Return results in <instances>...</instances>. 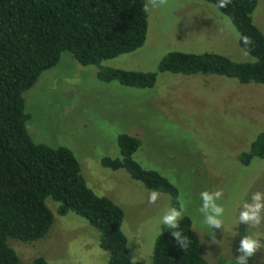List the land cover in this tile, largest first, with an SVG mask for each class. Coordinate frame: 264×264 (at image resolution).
Segmentation results:
<instances>
[{
    "label": "rangeland",
    "instance_id": "obj_1",
    "mask_svg": "<svg viewBox=\"0 0 264 264\" xmlns=\"http://www.w3.org/2000/svg\"><path fill=\"white\" fill-rule=\"evenodd\" d=\"M146 13L143 45L103 60L100 67L156 72L152 88L100 81L98 66L81 65L64 51L58 63L23 93L29 114L26 131L36 143L73 152L87 186L122 208L130 255L136 252L141 262L150 264L155 238L169 229L161 217L173 207L172 198L160 193L154 204L149 203L151 191L142 183L123 169L100 164L104 156L119 155L118 134L138 138L134 159L178 188L177 209L183 208V216L191 219L207 263L236 261L244 236L264 243V220L255 227L238 221L243 203L251 202L255 192L264 193V158L253 157L248 164L239 159L264 131V83L243 84L202 72H158L159 61L170 51L213 52L235 61L252 58L238 45L230 19L212 3L168 0L163 7L149 6ZM252 19L264 34V0H258ZM203 191L223 192L217 200L224 208L222 228L203 223L198 211ZM45 202L54 216L48 234L34 242L8 239L21 262L41 256L54 264H108L109 254L99 246L95 228L71 211L59 215L52 199ZM248 264H264V248Z\"/></svg>",
    "mask_w": 264,
    "mask_h": 264
},
{
    "label": "trees",
    "instance_id": "obj_2",
    "mask_svg": "<svg viewBox=\"0 0 264 264\" xmlns=\"http://www.w3.org/2000/svg\"><path fill=\"white\" fill-rule=\"evenodd\" d=\"M216 6L217 0H203ZM258 0H232L218 10L227 16L238 34V45L251 61H235L213 52H168L158 72L211 73L233 77L240 83H264V34L252 19ZM146 0H0V264H54L38 256L21 262L8 239L34 242L43 239L54 216L47 198L58 203L57 213L69 211L84 218L98 232L99 246L108 252V264H130L127 238L122 231L120 206L89 188L73 152L32 140L25 128L23 93L40 74L54 67L64 51L81 65L98 66L100 81H117L134 88H152L156 72L103 68V60L132 52L146 39ZM252 41L245 47L242 37ZM119 155L104 156L101 166L123 169L131 179L150 190L168 194L178 208V188L157 170L143 168L133 157L140 140L120 133ZM264 158V131L240 155L242 164ZM188 238L183 250L171 229L157 235L150 264H208L200 239L188 216L180 221ZM139 264H147L139 261ZM219 264H236L221 260Z\"/></svg>",
    "mask_w": 264,
    "mask_h": 264
},
{
    "label": "clouds",
    "instance_id": "obj_3",
    "mask_svg": "<svg viewBox=\"0 0 264 264\" xmlns=\"http://www.w3.org/2000/svg\"><path fill=\"white\" fill-rule=\"evenodd\" d=\"M168 0H148L145 5V11L148 10L149 6L163 7L166 6ZM232 3V0H217L216 6L220 9L228 7ZM242 42L247 48L251 45L252 41L249 37L243 36ZM160 193L153 190L149 195V203L154 204L159 198ZM223 196L222 191H203L200 193V199L202 201L201 207L198 211L203 216V223L210 229L222 228L223 221L221 217L224 214V208L217 204V200L221 199ZM264 193L255 192L251 196V202L245 201L242 205V210L239 213L238 221L239 224H247L250 227H255L261 224L264 220ZM184 210L183 208L177 209L175 207L169 208L161 217V224L166 225L171 229V236L176 240L183 250H186L189 241L188 238L182 234L180 230V221L183 219ZM213 241H215V236H213ZM264 248V243L260 239L254 238L251 235H246L240 241V246L238 251L240 255L236 258V264H248L249 258L256 255V253ZM140 257L137 256L136 252L130 255V264H139Z\"/></svg>",
    "mask_w": 264,
    "mask_h": 264
}]
</instances>
